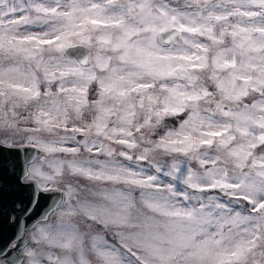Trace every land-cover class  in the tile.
Listing matches in <instances>:
<instances>
[{"label": "snow or ice", "instance_id": "1", "mask_svg": "<svg viewBox=\"0 0 264 264\" xmlns=\"http://www.w3.org/2000/svg\"><path fill=\"white\" fill-rule=\"evenodd\" d=\"M0 5V150L44 153L20 183L67 197L63 223L36 229L25 264H89L88 253L98 264H264V0ZM80 48L89 51H68ZM180 116L178 128L150 138ZM81 145L87 157L78 158ZM81 178L126 190L96 192L102 203L85 208ZM136 189L153 215L134 214ZM81 215L119 248L68 223ZM0 264H11L3 249Z\"/></svg>", "mask_w": 264, "mask_h": 264}, {"label": "water", "instance_id": "2", "mask_svg": "<svg viewBox=\"0 0 264 264\" xmlns=\"http://www.w3.org/2000/svg\"><path fill=\"white\" fill-rule=\"evenodd\" d=\"M68 51L87 53L89 50L80 48ZM44 155L27 145L19 149L0 150V249H3V256L11 264H25L28 258L24 250L31 239L29 231L39 223L47 222L59 207L58 201L66 199L60 190L42 192L19 181L21 169L39 162ZM25 208L27 212H24ZM14 243L19 246V251L12 247ZM9 252L11 256H8Z\"/></svg>", "mask_w": 264, "mask_h": 264}, {"label": "rangeland", "instance_id": "3", "mask_svg": "<svg viewBox=\"0 0 264 264\" xmlns=\"http://www.w3.org/2000/svg\"><path fill=\"white\" fill-rule=\"evenodd\" d=\"M13 2H14V0H8V5H11ZM21 2L26 3V0H21ZM0 7H4V5H0ZM14 15L18 17L20 15V13H15ZM33 31H38V29H33ZM201 39H203V38H201ZM95 87H96L95 83H93L90 86L89 100L94 98L93 90L95 89ZM41 90L43 91V86H41ZM53 91H55V85H53ZM250 99L251 98H246L245 102L246 103L250 102ZM212 107H214V105ZM25 115H27V113H25ZM84 117H85V119L90 120L91 114L85 112ZM184 118H186V116L166 117L164 120V126L158 128L156 130L155 134H153L150 138L153 140H156L159 138L160 135H163V133L166 130L171 129V128H178L180 121ZM77 139L80 140L78 138V136H77ZM69 146H75V142H73ZM114 147H116L117 150H119L121 148V146H119V145H115ZM81 153H82V156L78 157V158H84V157L88 156V154L84 151L83 145H81ZM57 155L60 156V158H62V159L65 158L63 156V154H57ZM152 156L155 158L156 161H158L161 164H170L172 162V157L164 156L162 153H158V152L152 153ZM68 158H70V157H68ZM99 159L107 160L110 158H108L106 156H99ZM116 159L118 161L124 163V164L129 163L128 161H125L123 157H116ZM179 159L183 160V157H179ZM42 162H43V158L35 164H40ZM139 163H140L141 167H143V168L147 169L148 171L152 172L153 174H155V169L151 168L147 161H142ZM188 166L191 167L193 169V171H195V172L199 173L202 171V169H200V167L196 161L190 162V164ZM44 170L47 171L48 170L47 167H45ZM157 175H160V174H157ZM160 179L163 182H168L170 180L169 177H164L162 175H160ZM78 186L81 189V192L79 193V200L85 205V208L92 207V206H95V205L102 203V201L97 196L94 195V193H96V192H99L101 190L111 191L113 188L120 189V190H126L124 188V186H122V185L113 186V185H109V184H92L91 182L84 180L82 178L79 179ZM180 187H183V185H180ZM60 191H62V190H60ZM189 191H191V190H189ZM139 192H140L139 189L132 191L133 198H137L136 208L133 210L134 214L137 216H140L141 213H144L148 216L153 215L152 213L148 212V210L146 208H144L143 205L139 202V200H138ZM208 194L213 195V196L218 195V193H215V192L208 193ZM66 199H67V197H66ZM223 199L227 200L226 197H224ZM73 203H75V201H73ZM245 207H248V206L245 204ZM140 218L143 219L142 216ZM61 223H63V221H61V217L56 216L55 220L49 225H52V224L59 225ZM68 223L75 225L82 233H87L89 237L103 238V240L107 241L109 244H114L119 248L120 240H119L118 236H116L112 231L106 230L103 227V225L96 224L93 221L88 220L87 217L84 215L74 217L71 221H68ZM35 231H34V233H35ZM34 233L32 236L33 241H34ZM40 247L42 250H44L46 248V246H43V245ZM53 251H55V249H53ZM120 251L125 252V249L120 248ZM129 256H130V254H129ZM87 258L89 260V264H98L97 258L94 255H92L91 253L87 254ZM130 259L133 262V264H136L135 257H130ZM45 264H47L46 261H45Z\"/></svg>", "mask_w": 264, "mask_h": 264}, {"label": "flooded vegetation", "instance_id": "4", "mask_svg": "<svg viewBox=\"0 0 264 264\" xmlns=\"http://www.w3.org/2000/svg\"><path fill=\"white\" fill-rule=\"evenodd\" d=\"M66 200H67V199H66ZM61 211H62V207H61V206L57 207L56 210L51 214L49 220H48L46 223L49 225V224H51V223L55 220L56 216L61 217ZM44 223H45V222H41V223H39L34 229H32L31 231H29V235H30V238H31V239H30V242H29V244H28L27 247H32V246H33V244H34V241L32 240L33 233H34V231H35L37 228L42 227V226L44 225ZM13 245H16V243L13 244ZM27 247H26V248H27ZM26 248H25V249H26ZM24 251H25V250H24Z\"/></svg>", "mask_w": 264, "mask_h": 264}]
</instances>
